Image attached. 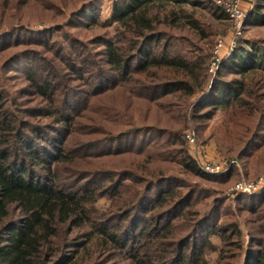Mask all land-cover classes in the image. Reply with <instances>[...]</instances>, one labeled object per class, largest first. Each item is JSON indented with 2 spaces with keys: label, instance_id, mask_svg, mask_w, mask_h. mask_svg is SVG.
<instances>
[{
  "label": "trees",
  "instance_id": "trees-1",
  "mask_svg": "<svg viewBox=\"0 0 264 264\" xmlns=\"http://www.w3.org/2000/svg\"><path fill=\"white\" fill-rule=\"evenodd\" d=\"M186 4L200 2L116 0L107 22L115 23L113 36L87 40L74 57L60 52L54 72L28 70L19 78L24 89L10 91L0 77V264H106L115 250L128 264H208L193 243L181 247L191 252L168 247L170 238L184 235L182 245L197 233L219 236V264H264V191L225 197L209 190L242 172L207 174L181 133L187 118L208 121L220 111L221 125L236 136L226 152L244 175L254 156V172H264V39L224 57L206 90L210 52L198 46V54H186L178 40L190 34L209 48L213 39ZM251 4L244 24L264 25V0ZM87 8L93 16L92 3L79 12ZM75 74L88 89L72 97L66 85ZM115 139L116 150L106 153L72 151ZM66 165L105 181L66 188ZM105 189L106 216L95 207ZM113 213L119 220L107 221Z\"/></svg>",
  "mask_w": 264,
  "mask_h": 264
},
{
  "label": "rangeland",
  "instance_id": "rangeland-1",
  "mask_svg": "<svg viewBox=\"0 0 264 264\" xmlns=\"http://www.w3.org/2000/svg\"><path fill=\"white\" fill-rule=\"evenodd\" d=\"M198 1L200 2L199 5L191 6L186 4L183 7L186 11L191 12L193 15L200 18L209 34L208 39H213V41L211 46L206 48V45L199 42L192 35L181 33V38L178 40V43L181 50L186 54H198L196 47L201 46V48H204L205 52H210L209 55L212 57L215 44L220 38H222L223 47L217 54L221 63L224 57L231 54L239 45L245 44L246 40L264 39V25L246 26L244 21L237 45L232 51H230V20L227 16H217L221 11L219 9L214 11L213 8L217 5L213 0ZM81 3H92V10L94 12L93 16H90V8L79 12V6ZM115 3L116 0H0V67L2 68L0 71V77L2 78V81L4 80L5 85L12 90L8 87L7 88L10 91L26 88V86L21 87L23 82L19 78L20 75L24 76V73L28 70L35 72L41 67L42 69H45V73L54 72L56 69L54 57H61L60 52H62L65 57H74V54L76 53L79 55L78 50L81 45H85L84 43L87 40L93 39L96 36V39L107 35L113 36L115 23L113 22L108 26L107 22L112 18ZM251 3L252 0H240V6L245 13H247L249 7L252 5ZM211 6H213V8ZM73 23L78 27H73ZM62 34H65L66 36L65 41L66 38L68 39L66 44L59 38ZM49 38H51V40L47 43ZM191 43L196 44V46H193ZM62 48H64L65 51H61L60 49ZM15 50L20 51L14 53L13 51ZM12 55L14 56L12 57ZM216 71L214 74L207 72L206 90L211 88L217 74ZM223 76L225 79L231 77L228 72H224ZM72 79L73 80L66 85L67 91L72 94V97H76L81 91L88 89L87 86H84V83L87 82V78H82L80 79L82 82H79V80H77L78 75L75 74ZM92 88L93 86L91 89ZM200 93L190 98V103L198 101ZM24 99L28 102L32 100L29 96H24ZM72 103L73 105L77 104L75 101ZM221 115L222 113L217 111L210 120L202 122H195L190 118L186 119L181 133L188 154L193 155V152L187 142L186 134L188 132H193L197 144L205 149L207 160L212 166L215 165L219 167V171L210 172L204 170L200 165L207 174L214 175L227 173L233 166L242 172L239 179L235 182L232 181L227 187L220 188L219 186L210 185L208 186L209 190L216 191L218 194L225 197L236 196V194L239 193L255 194L263 192L264 172L259 174L254 172L255 156L252 161L253 167H250L248 174L244 175L241 164L237 159L238 157L234 153L226 152L229 148V144L236 139V136L233 132L225 130L221 125ZM82 123L86 127L89 125L86 122ZM82 131H88V128H84ZM84 137L85 135L82 134V141ZM119 141L121 140H107L96 148H92L91 143H89L87 145L85 144L73 148L72 151L106 153L108 151L116 150ZM72 155H78V153H73ZM198 160L201 163V158ZM86 175V172L83 170L66 165L62 170L60 185L69 189L88 185H97L98 187H101L105 181L103 174ZM85 176L86 178H84ZM241 181L258 183L259 186L251 192L238 191L235 187ZM106 190L107 189L101 192L102 196H99L98 200L95 202L97 211H105L104 216L109 214L107 208L110 204L109 196L103 193ZM119 218L120 217H117L116 214L113 213L107 221H117ZM243 222L244 221L237 218V224L241 225ZM242 231L245 244L247 245L248 237L246 235V228H242ZM183 236L184 235L178 237L176 242L170 240V238L169 241L171 244L168 247L172 248L173 244H175L176 248H179L180 246V251L191 252L189 248L182 249L181 247H189L191 243H193V248L196 249V251L201 252L203 259H205L208 264H219L222 243L217 234H210L209 237L203 238L197 233L189 242L178 245V240ZM204 239L207 240L206 245H202ZM134 242L135 241H132L131 244ZM209 242L211 243L212 248L208 246ZM164 247H166L165 244ZM175 254L176 253H174L172 258ZM106 260V264L129 263V260H127L121 250L112 251L109 258ZM168 264H175V261L170 260Z\"/></svg>",
  "mask_w": 264,
  "mask_h": 264
},
{
  "label": "built area",
  "instance_id": "built-area-1",
  "mask_svg": "<svg viewBox=\"0 0 264 264\" xmlns=\"http://www.w3.org/2000/svg\"><path fill=\"white\" fill-rule=\"evenodd\" d=\"M213 2L219 6L226 14L231 23V37L229 40V48L232 51L240 38V33L242 32V26L245 20L246 13L242 10L240 6V0H213ZM223 39L220 38L218 42L215 44L213 49V55L209 59L208 63V72L214 74L216 69L220 65V58L217 57L218 52L223 47ZM187 142L193 152V155L196 158H201V166L204 170L214 172L219 171V167L215 165H211V163L207 160V154L205 149L197 144L196 138L193 132H188L186 134ZM259 186L258 183H247L245 181H241L236 185V190L251 192Z\"/></svg>",
  "mask_w": 264,
  "mask_h": 264
}]
</instances>
